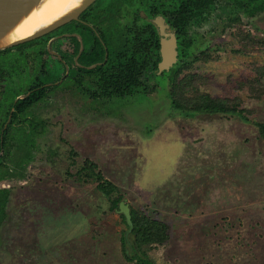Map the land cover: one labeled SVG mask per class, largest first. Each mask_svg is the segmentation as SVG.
I'll return each mask as SVG.
<instances>
[{
    "label": "rangeland",
    "instance_id": "374dc122",
    "mask_svg": "<svg viewBox=\"0 0 264 264\" xmlns=\"http://www.w3.org/2000/svg\"><path fill=\"white\" fill-rule=\"evenodd\" d=\"M234 6L215 0L192 23V65L181 77L197 74L201 90L237 99L263 121L264 95L243 83L264 66V46L240 48L242 34L264 36V12L249 17ZM207 50L213 59L193 61ZM171 73L112 102L59 96L30 112L42 133L30 146L25 134L20 148L9 144L0 164V264H137L124 254L121 213L92 177L76 179L86 159L130 207L169 225L168 241L147 250L155 264H264V140L238 114L175 109Z\"/></svg>",
    "mask_w": 264,
    "mask_h": 264
},
{
    "label": "flooded vegetation",
    "instance_id": "af4514ba",
    "mask_svg": "<svg viewBox=\"0 0 264 264\" xmlns=\"http://www.w3.org/2000/svg\"><path fill=\"white\" fill-rule=\"evenodd\" d=\"M177 1H168L166 7L175 10ZM231 2L236 4L235 0ZM134 4H137L136 11ZM153 4H157L156 0H98L78 20L0 51V164L9 144L20 148L25 134L30 146L31 135L42 133V123L37 116H30V112L45 101L53 102L55 98L65 96L80 103L87 100L101 103L131 96L105 91V81L116 76L120 69L134 67L135 52L142 45L145 63L139 66L155 70L153 76L165 75L188 63L185 57L195 44L194 35L190 37V27L198 16L192 18L183 33L178 32L164 14L166 10L150 15ZM234 11H238L236 6ZM160 16L168 25L166 35H162L160 27L152 21ZM170 34L176 39V61L169 71L159 74L162 38L171 39ZM151 76L148 73L140 77L143 86ZM6 191L0 189V202Z\"/></svg>",
    "mask_w": 264,
    "mask_h": 264
},
{
    "label": "trees",
    "instance_id": "16d2710c",
    "mask_svg": "<svg viewBox=\"0 0 264 264\" xmlns=\"http://www.w3.org/2000/svg\"><path fill=\"white\" fill-rule=\"evenodd\" d=\"M171 0H156L157 4H153L150 8V15L154 16L157 13H163L168 17L169 22L178 29V32L185 31L189 22L195 16L203 17L204 12L209 7L213 0H176L178 5L176 9L171 11L166 5ZM175 1V0H174ZM236 8L249 17L258 15L264 12V0H235ZM163 3V4H162ZM166 7V8H165ZM240 13L232 16L231 21L240 20ZM197 18V19H198ZM243 45L240 51L248 49L249 46L260 45L264 46V36L259 38L252 36L249 33L242 34L241 38ZM138 49V48H137ZM134 67L124 70L120 69L116 76L110 77L109 81H105L104 89L109 93H116L119 96L133 95L141 92L143 87L140 80L142 75L155 74V70L141 69L140 66L145 63V53L143 45L135 52ZM213 59L211 53L207 51L201 52L194 56L193 61H209ZM140 65V66H139ZM192 64L184 63L172 69L170 72L171 90L169 96L171 98L172 106L186 113H209V114H238L243 120L252 122L256 125L260 136L264 140V120L256 121L249 114L247 108L240 107L241 103L237 99H230L225 97H214L210 93L200 89L196 85L198 79L197 74L188 72L181 77L185 69H189ZM257 75L243 84L249 87L252 95L262 97L264 95V66H257L255 68ZM106 79V78H105ZM193 94H188L189 92ZM74 154L76 153L73 150ZM76 179L80 181L83 176H86L83 181H89L92 177L96 182V187L109 200L110 209L118 210L119 203L125 198L124 193L120 187L106 178L98 165L89 159L85 160L84 166L77 171ZM88 177V178H87ZM132 220L134 228L132 234L134 235L133 252L131 256L128 255L125 248L127 240L125 238V231L121 237L124 245V254L128 261L136 260L137 264H155L148 256V248L155 245L164 244L170 238L169 225L165 221L153 218L144 211L131 207ZM123 221L126 223L125 216L121 214ZM128 227V225H127Z\"/></svg>",
    "mask_w": 264,
    "mask_h": 264
},
{
    "label": "water",
    "instance_id": "95a60500",
    "mask_svg": "<svg viewBox=\"0 0 264 264\" xmlns=\"http://www.w3.org/2000/svg\"><path fill=\"white\" fill-rule=\"evenodd\" d=\"M40 1L41 0H0V42L3 37L11 29H13L24 16L28 15L31 10L40 3ZM97 1L98 0H82L81 4L72 12L66 14L49 26L30 34L29 36L0 46V51L32 41L54 31L55 29L65 25L69 21L78 20L80 15ZM152 21L160 27L161 34L166 35L165 29L166 27H168V25H166L164 17L160 16L152 19ZM170 35L171 39L162 38V61L160 62L159 69L157 71V73L159 74L164 71H169L176 61V39L174 34ZM118 212L125 216V220L128 225V229L125 232L126 240H129V236L134 239L135 237L132 234L134 223L132 220L131 207L126 198H124L119 203Z\"/></svg>",
    "mask_w": 264,
    "mask_h": 264
},
{
    "label": "bare ground",
    "instance_id": "6f19581e",
    "mask_svg": "<svg viewBox=\"0 0 264 264\" xmlns=\"http://www.w3.org/2000/svg\"><path fill=\"white\" fill-rule=\"evenodd\" d=\"M82 0H41L1 40L0 46L45 28L76 9Z\"/></svg>",
    "mask_w": 264,
    "mask_h": 264
}]
</instances>
